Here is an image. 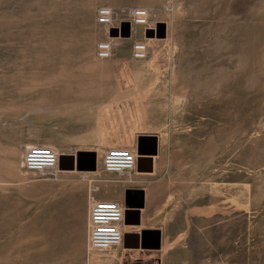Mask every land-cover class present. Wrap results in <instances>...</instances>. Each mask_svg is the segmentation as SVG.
I'll use <instances>...</instances> for the list:
<instances>
[{"label": "rangeland", "instance_id": "obj_1", "mask_svg": "<svg viewBox=\"0 0 264 264\" xmlns=\"http://www.w3.org/2000/svg\"><path fill=\"white\" fill-rule=\"evenodd\" d=\"M98 6L115 31L95 23ZM135 6L147 27L129 25ZM101 39L107 59L94 55ZM137 40L141 60L130 58ZM138 134L160 140L164 252L45 239L28 207L59 183L114 197L127 176L98 169L88 183L96 158L85 149L101 155ZM27 145L78 149L77 172L25 171ZM185 209L193 219H180ZM0 264H264V0H0Z\"/></svg>", "mask_w": 264, "mask_h": 264}, {"label": "crops", "instance_id": "obj_2", "mask_svg": "<svg viewBox=\"0 0 264 264\" xmlns=\"http://www.w3.org/2000/svg\"><path fill=\"white\" fill-rule=\"evenodd\" d=\"M159 141L157 135L138 134L128 145L108 144L104 146V150H101L103 152L109 146L123 147L130 149L136 155V164L129 176L117 181L119 192L112 198L101 197L118 201L125 200L126 207L132 210L127 218L129 223L124 224L123 227V233H127V235L124 239L122 238L118 247L106 253L118 249L122 250L123 255H129L131 251L135 254H141L140 251L144 249L164 252L165 245L168 246V243L172 241L170 230H167L169 226H166L170 224L172 219L171 208L168 207V202L165 201L163 193L159 190L156 179L161 174ZM85 150L93 154V160L96 155L98 157V148ZM77 152H79L78 149L62 153L77 154L78 158ZM65 161L64 165L69 167L70 160L65 159ZM65 172H68L65 176L72 177L77 171L74 168ZM53 188L52 194L45 193L42 199L37 201V204L33 202V206L28 207L27 219H43L45 239L79 240V247L82 249L86 241L87 202L85 185L59 183ZM184 211L180 219H193L188 209ZM55 219L59 220L58 226L52 222ZM55 233L59 234L55 235ZM183 236L184 231H180L175 235L174 240L182 241L184 240ZM76 253L78 252L68 251L70 255L76 256Z\"/></svg>", "mask_w": 264, "mask_h": 264}, {"label": "built area", "instance_id": "obj_3", "mask_svg": "<svg viewBox=\"0 0 264 264\" xmlns=\"http://www.w3.org/2000/svg\"><path fill=\"white\" fill-rule=\"evenodd\" d=\"M130 26L147 27L148 12L145 8L135 6L126 11ZM95 23L109 29L113 26V11L107 6H98L95 10ZM112 45L109 40L101 39L95 43L94 55L97 59H107L111 56ZM147 53L146 43L133 41L130 46V58L144 59ZM58 153L47 145H31L25 149L22 167L27 172H49L57 174L67 170L58 168ZM136 164V155L130 149L109 147L103 154L96 155L93 171H82L81 178H87V173H95L98 169L107 174L129 176ZM93 179L87 178V182ZM97 186L88 184L86 187V248L91 252H110L118 247L123 238L124 201L97 198Z\"/></svg>", "mask_w": 264, "mask_h": 264}, {"label": "water", "instance_id": "obj_4", "mask_svg": "<svg viewBox=\"0 0 264 264\" xmlns=\"http://www.w3.org/2000/svg\"><path fill=\"white\" fill-rule=\"evenodd\" d=\"M111 30L115 31V28H111ZM154 152H155V150H154ZM137 158H140V157H137ZM65 159H69L70 160L69 167H66L64 165L65 164ZM73 161H74V165H73ZM58 168L59 169H71V170L74 169V168L76 169L77 168V154H75V155H67V154L60 153L58 155ZM124 203H125V200H124ZM131 211L132 210L129 209V207H125V209H124V220H123L124 224H128L129 223V220L127 218H128V215L131 213ZM126 235H127V233H123V239H124V237Z\"/></svg>", "mask_w": 264, "mask_h": 264}, {"label": "bare ground", "instance_id": "obj_5", "mask_svg": "<svg viewBox=\"0 0 264 264\" xmlns=\"http://www.w3.org/2000/svg\"><path fill=\"white\" fill-rule=\"evenodd\" d=\"M27 147V146H26ZM28 147H30V146H28ZM124 227V226H123Z\"/></svg>", "mask_w": 264, "mask_h": 264}]
</instances>
